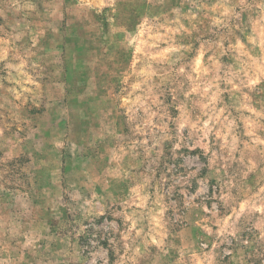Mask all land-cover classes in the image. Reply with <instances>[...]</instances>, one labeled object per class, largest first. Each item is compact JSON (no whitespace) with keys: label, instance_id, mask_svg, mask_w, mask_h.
<instances>
[{"label":"rangeland","instance_id":"rangeland-1","mask_svg":"<svg viewBox=\"0 0 264 264\" xmlns=\"http://www.w3.org/2000/svg\"><path fill=\"white\" fill-rule=\"evenodd\" d=\"M0 264H264V0H0Z\"/></svg>","mask_w":264,"mask_h":264}]
</instances>
